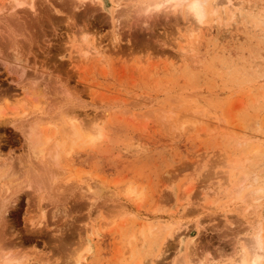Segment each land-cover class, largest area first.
Returning <instances> with one entry per match:
<instances>
[{
    "label": "rangeland",
    "instance_id": "1",
    "mask_svg": "<svg viewBox=\"0 0 264 264\" xmlns=\"http://www.w3.org/2000/svg\"><path fill=\"white\" fill-rule=\"evenodd\" d=\"M22 1L0 0V162L13 173L0 188V262L68 264L75 250L80 264H176L243 245L252 219L234 190L264 182V0L234 17L218 8L195 36L180 18L119 26L115 3L31 0L33 12ZM35 114L57 142L41 159L23 134ZM43 164L54 175L34 189L26 173Z\"/></svg>",
    "mask_w": 264,
    "mask_h": 264
},
{
    "label": "clouds",
    "instance_id": "2",
    "mask_svg": "<svg viewBox=\"0 0 264 264\" xmlns=\"http://www.w3.org/2000/svg\"><path fill=\"white\" fill-rule=\"evenodd\" d=\"M105 8H115V19L119 26L122 22L128 26L139 25L144 28L158 18L173 19L180 18L185 21L189 28V35H198V30L209 25L210 21L216 22L218 9L210 0H100ZM107 5V6H106ZM97 6V5H94ZM87 34L81 39L85 40ZM85 48L88 45L85 43ZM88 57L89 51L83 53ZM248 178H243L234 190L235 200L241 203L250 202L252 205H264V182L258 177L252 178L254 184L261 185L253 187L247 183ZM244 244H240L237 238L232 252L223 257L220 253L216 257L211 252H204L195 261L190 256L186 261L177 260V264H221L222 259L227 264H264V220L249 226L248 231L243 234Z\"/></svg>",
    "mask_w": 264,
    "mask_h": 264
},
{
    "label": "bare ground",
    "instance_id": "3",
    "mask_svg": "<svg viewBox=\"0 0 264 264\" xmlns=\"http://www.w3.org/2000/svg\"><path fill=\"white\" fill-rule=\"evenodd\" d=\"M91 3L93 2V5L95 4V3H98V0H89ZM67 2L70 4V6L72 7V5H73V7L74 8H77V7H80V6H84L85 5V2H84V0H67ZM89 2V3H90ZM244 2H245V0H210V3H212V4H214L215 5V7L218 9H220L221 8V13H223L224 15H229L230 17H234V16H237V15H239V11L241 10V8H240V6L242 5V4H244ZM34 3L30 0V3L29 4H26L30 9H31V11H33L34 12V10H33V8H34V5H33ZM22 5H24V2L22 1V0H12V6H14V7H16V6H22ZM12 8V7H11ZM23 10V9H22ZM22 10H19V11H22ZM187 26V25H186ZM185 26V27H186ZM184 27V28H185ZM188 29V30H187ZM186 30L187 31H189V28L188 27H186ZM186 30H184L186 33H187V31ZM189 33V32H188ZM189 35V34H188ZM183 40V39H182ZM181 42V41H180ZM179 42V43H180ZM180 45H182L181 43H180ZM184 45V44H183ZM179 46V45H178ZM185 46V45H184ZM182 47V46H181ZM183 48V47H182ZM86 50H88V51H90L91 50V52L90 53H92V51H94L95 52V49L93 48V47H88ZM182 51V50H181ZM16 58H17V56H16ZM31 93H33V92H31ZM35 93V92H34ZM33 93V95L35 96V94ZM15 102L13 103V105H14V107H13V105H12V108H14V109H16V108H18V107H22V109L24 108V109H26L25 108V106L26 105H24L23 106V101L22 102H17V99H15L14 100ZM35 103H32L33 104V106L31 107L32 108V110L33 111H36L37 109H38V100H36V101H34ZM31 104V105H32ZM5 108H8V106H6ZM5 108L0 104V123H2V122H5V120L7 119L5 116H6V111H5ZM169 108H170V106H169ZM9 109V108H8ZM14 109H12V110H14ZM23 109V110H24ZM165 109V108H164ZM27 110V109H26ZM26 110H25V112H26ZM165 111V110H164ZM163 111V112H164ZM168 111V110H167ZM171 112V109H170V111H169V113ZM189 112V111H188ZM22 113H24V112H22ZM166 113V112H165ZM187 113V112H186ZM19 113H17V115H18ZM167 114V113H166ZM190 114V113H189ZM193 114V113H192ZM197 114H200V113H197ZM11 115V114H10ZM16 115V116H17ZM38 115V114H37ZM36 114L35 115H33V118H31V120L30 121H28L27 123H26V125L24 126L25 127V129H23V134H24V139H25V142H26V145H27V147H28V150H29V152H30V154L32 155V157H35V158H38V159H41V158H43V156H44V154H45V152H46V150L49 148V150H51V148L52 149H54V147L56 146V144H57V142H55V141H53V142H51V139H52V135L54 134V132H55V130H54V128L52 129V131L51 132H48V130L50 131V129H48V127L47 126H49V124L50 125H52L51 123L52 122H49L50 120H45L44 118H42V117H39V116H37ZM172 115V114H171ZM183 115H184V113H183ZM182 115V116H183ZM8 116H9V114H8ZM13 116H14V114H13ZM165 116V115H164ZM173 116H175L174 115V113H173ZM181 116V115H180ZM172 117V116H171ZM191 117H193V116H185L184 117V119L182 120V122H181V124H190V125H193V124H195L196 123V119H192ZM175 118V117H174ZM177 118H179V116L177 117ZM181 118V117H180ZM44 119V120H43ZM26 120H28V119H26ZM48 121V122H47ZM22 122V121H21ZM21 122H19V123H21ZM23 122H26L25 120H23ZM198 124L197 125H199L200 123L199 122H197ZM78 125L73 121V120H71V127L72 128H76ZM194 126V125H193ZM51 127V126H50ZM48 129V130H47ZM201 129H203V128H201ZM198 131H199V129H198ZM201 131V130H200ZM78 135H80V131H78ZM87 136H88V138H91L92 137V134L91 133H87L86 134ZM97 136H101V133L98 131V134H97ZM51 144V145H50ZM234 159L231 161V164L230 165H232L231 167L232 168H235V167H237V162H235L234 163ZM40 163H42V162H40ZM44 165V167H42V169L43 170H45L46 168H45V165L46 164H43ZM40 166V165H39ZM42 166V165H41ZM41 166L39 167V169L41 168ZM42 169H40V170H42ZM52 169V168H51ZM51 169H50V171L49 170H45L43 173L41 172H39V174H37L36 172H27V171H29L28 169H26V171L25 172H27L26 174L27 175H29L30 176V179H29V184L28 185H32L33 186V188H34V186H35V188L36 189H39L41 186H43L44 184H46V183H48V176H47V173L48 174H50V179L52 178V175H54V174H52L51 175ZM53 170V169H52ZM51 172V173H50ZM56 172V171H55ZM36 173V174H35ZM13 175V173H11V168H10V166L9 165H7V163H5L4 161H1L0 162V188L1 187H3L4 185H5V180H9V178L11 177ZM16 177V176H15ZM49 179V180H50ZM6 181V182H7ZM9 182V181H8ZM26 182V181H25ZM27 183L28 182H26V185H27ZM7 184V183H6ZM9 184V183H8ZM10 185V184H9ZM8 185V186H9ZM27 185V186H28ZM7 185H6V188L8 189H6V192L7 191H9V192H16L18 189H21V188H19V187H21V186H17L18 187V189L15 187V186H13L12 188H14V189H10V187H8ZM24 186V185H23ZM48 186V185H47ZM16 188V189H15ZM34 188V189H35ZM87 189L91 192V194H92V197H93V195L94 196H100L102 193H103V189L102 188H94L93 190H92V188H91V185L90 186H88L87 187ZM88 191V192H89ZM132 192H134L128 185L127 186H125L124 188H123V193H124V195H129L130 193H132ZM11 195H12V193H11ZM97 197V198H98ZM129 197V196H128ZM6 198V197H5ZM5 198H3L1 201H0V212L1 211H5L6 210V206H7V202H6V199ZM235 202V201H234ZM234 202H232V203H234ZM226 204V203H225ZM224 206L225 205H221V208L223 209L224 208ZM239 206V205H238ZM227 208V207H226ZM239 207H237V209H238ZM241 209L244 211V214H249V215H251V216H249V215H247V216H249L248 218L249 219H252V223H251V225H254V224H256V223H258V222H260L261 220H264V205H252L250 202H248V203H242V205H241ZM2 214V213H1ZM157 222H159V221H157ZM161 223V222H160ZM151 224V223H150ZM154 224V223H153ZM166 224V223H165ZM163 225V224H162ZM250 225V226H251ZM147 226V225H146ZM145 226V227H146ZM150 227V226H149ZM157 227V226H156ZM147 228V227H146ZM145 228V229H146ZM163 229V228H165L164 226L163 227H161L160 226V229ZM249 228V227H248ZM246 230H248V229H246ZM149 231V230H148ZM243 231H241V232H237V234H240V233H242ZM192 239V238H191ZM191 239H189L190 240V242L189 243H187V244H189L188 245V247L186 248V249H191V246L190 245H192V242H194V238L191 240ZM240 239V238H239ZM188 240V241H189ZM187 241V242H188ZM182 242V237L180 238V243ZM186 244V245H187ZM194 244V243H193ZM196 244V243H195ZM194 244V245H195ZM190 246V247H189ZM193 246V245H192ZM88 248H86L85 247V250H87ZM193 250V249H192ZM193 251H195V249L193 250ZM193 251H191L192 253H193ZM188 252V251H187ZM188 254V253H187ZM191 254V253H190ZM189 257H190V255H188ZM187 256V257H188ZM192 256H195L194 254L192 255ZM16 256H13V258H11V257H4V258H2L1 259V262L0 263H2V264H10L11 263V260H13L14 258H15ZM24 257V256H23ZM23 257H21V259L23 258ZM69 258H70V261L68 262V264H80V262L83 260V259H85L84 257H82V255H81V253L79 252H77V251H75V250H73L70 254H69ZM193 258V260L195 261L197 258H199V256H196V257H192ZM187 260V259H186ZM177 264V263H176ZM227 264V263H226Z\"/></svg>",
    "mask_w": 264,
    "mask_h": 264
}]
</instances>
